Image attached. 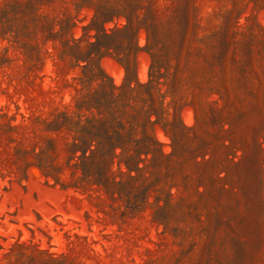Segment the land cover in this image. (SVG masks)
Instances as JSON below:
<instances>
[{
	"label": "rangeland",
	"instance_id": "rangeland-1",
	"mask_svg": "<svg viewBox=\"0 0 264 264\" xmlns=\"http://www.w3.org/2000/svg\"><path fill=\"white\" fill-rule=\"evenodd\" d=\"M0 264H264V0H0Z\"/></svg>",
	"mask_w": 264,
	"mask_h": 264
},
{
	"label": "trees",
	"instance_id": "trees-1",
	"mask_svg": "<svg viewBox=\"0 0 264 264\" xmlns=\"http://www.w3.org/2000/svg\"><path fill=\"white\" fill-rule=\"evenodd\" d=\"M91 24H87L85 26H83L84 29H90ZM97 37V36H96ZM95 42H91L90 44L93 45ZM151 77L149 78L148 82L146 85H150L151 84ZM101 85L99 86L100 89L99 90H95V93H102L104 96V99H107L108 96L111 97V95H113L112 90H108L106 88V86L102 83H100ZM136 85L138 87H143L145 84H141L140 82L136 81ZM136 86V87H137ZM127 89L129 90H133L135 89V87H128ZM126 91V90H124ZM98 103H96L95 105H91L89 106L87 105H82V103H76L75 107L77 110H81L84 106L85 108L89 109L90 107H95L97 109V112L100 114L103 111L104 106H106V102L103 99H100L98 101H96ZM74 112V111H73ZM59 119H57L55 121V127H66L69 130H73L76 132H80V133H86V134H91L94 136H100V137H105V138H109V139H114L117 141H123L125 140L122 133L119 130L118 126H121V123L116 122V127H112V125L110 124L109 119L105 118V117H98L96 118L94 115L92 117L89 116H84L83 114H76L74 112L73 115H69L68 112L66 111H62L59 114Z\"/></svg>",
	"mask_w": 264,
	"mask_h": 264
}]
</instances>
